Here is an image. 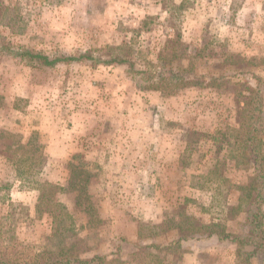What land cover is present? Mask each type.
<instances>
[{
    "label": "rangeland",
    "instance_id": "1",
    "mask_svg": "<svg viewBox=\"0 0 264 264\" xmlns=\"http://www.w3.org/2000/svg\"><path fill=\"white\" fill-rule=\"evenodd\" d=\"M23 49L119 55L141 73L88 60L33 66L16 56ZM258 79L264 0H0V150L33 142L45 156L21 178L0 155V249L27 259L66 247L102 264H239L215 238L151 245L212 224L247 233L254 170L237 130ZM75 155L93 176L81 199L70 186ZM45 183L64 188L54 193L57 223L36 210Z\"/></svg>",
    "mask_w": 264,
    "mask_h": 264
},
{
    "label": "trees",
    "instance_id": "2",
    "mask_svg": "<svg viewBox=\"0 0 264 264\" xmlns=\"http://www.w3.org/2000/svg\"><path fill=\"white\" fill-rule=\"evenodd\" d=\"M16 56L27 64L33 66H41L47 68H54L59 64L66 62H80L83 60L102 62L106 65H128L129 70L135 75H140L141 72L136 71L132 62L119 55H112L109 59L101 61L96 60L89 52L80 54L78 56H61L50 57L31 50H20L16 53ZM180 75H172V77L178 78ZM163 75L160 77V81H164ZM222 77H210V83L214 86H219V81ZM178 80V79H177ZM260 85L255 89H247L249 92L244 96L243 105L240 113V124L237 130L240 133L243 143V149L249 156V164H251L254 170V177L250 184L246 187L249 193V197L245 204L251 208H247L245 211V224L247 227V233L245 235H237L227 231L224 227L212 224L205 228L198 229H181L180 236L177 240H174L170 245L155 246L151 245L154 249L170 248L171 246L182 247L183 242L187 241H202L216 239L218 243L232 246L238 256L239 264H251V259L255 256H264V213L262 205L264 203V159L262 154V147L264 142V98L263 88L264 81L258 79ZM189 81L186 82V84ZM261 85H263L261 87ZM22 150V153L17 150ZM42 150V146L37 143L28 142L25 146L20 145L16 150L6 147L0 150V155L7 161L16 165V172L18 177L24 176L26 170L23 165L29 164V172L31 174H38L41 170L37 166L45 165V156ZM73 162L70 163V186L71 188L78 189V199L83 197V193L87 189L88 183L92 179V175L87 173L84 169L85 163L81 161L80 155L73 157ZM78 164L76 165L75 164ZM83 174H87L84 176ZM40 196L38 199V205L36 206L37 213L43 214L46 210L50 211L53 223L62 221V211L64 210L60 202L54 201V193L56 190L63 191L64 188L45 183L40 186ZM88 198V197H87ZM51 205L54 210L48 209ZM91 208V205L88 206ZM48 211V212H49ZM90 210H86L89 212ZM57 212H60L57 214ZM190 230V231H189ZM204 235H201L202 231ZM56 231V230H55ZM19 255V254H17ZM15 255V256H17ZM105 258L100 255H96L91 259L81 258L78 255H73L68 248H62L57 253H39L35 257L24 259L22 256L17 258H11L6 250L0 249V264H102Z\"/></svg>",
    "mask_w": 264,
    "mask_h": 264
}]
</instances>
